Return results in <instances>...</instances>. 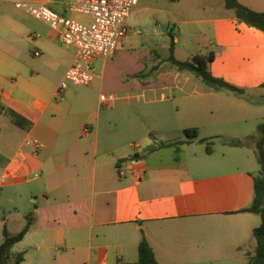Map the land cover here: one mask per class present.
Returning <instances> with one entry per match:
<instances>
[{
    "label": "crops",
    "instance_id": "1",
    "mask_svg": "<svg viewBox=\"0 0 264 264\" xmlns=\"http://www.w3.org/2000/svg\"><path fill=\"white\" fill-rule=\"evenodd\" d=\"M14 1L0 0V122L6 117L16 130L15 141L0 145V189H7L11 204L23 203L18 194L25 187L33 185L34 191L29 206L15 208L0 227L16 234L25 216L33 214V226L12 248L24 254L21 264H136L142 238L159 264H245L255 247L252 231L260 224L258 215L243 212L252 201L254 173L223 170L192 149L210 137H223L228 152L249 141L255 146L258 135L248 134L244 126L236 133L229 131L237 119L246 125L247 108L255 105L231 99L230 92H210L203 85L206 101H151L152 106H168L152 110L148 119L153 123L168 110L175 114L167 118L188 119L167 128L172 133L189 130L186 139L157 142L162 134L154 126L128 143L123 125L116 124L123 116L111 115L100 99L89 101L94 88L130 98L144 92L181 91L194 77L163 62L169 54L162 58L145 52L151 65H143L125 36L113 58L95 59L100 69L94 67L91 85L67 89L59 98V84L76 49L61 45L58 33L45 23L21 15ZM27 1L43 2L54 12L75 18L64 0ZM237 1L264 14V0ZM181 2L182 7H176ZM189 9L201 13L192 18ZM143 10L152 12L161 31L168 30L177 60L212 54L207 65L212 76L244 93L262 90L264 97V33L246 25L237 30L238 20L224 7V0H147ZM204 25L208 31L201 29ZM193 37L210 40L207 53L191 47ZM188 46L192 58L180 57V48ZM163 51L169 53V46ZM10 111L28 121L29 128L16 127ZM86 127L88 133L83 132ZM28 141L41 147L35 152ZM233 141L241 145L231 146ZM159 143L182 144L176 146L178 152L175 147L148 152ZM206 154L210 158L212 149Z\"/></svg>",
    "mask_w": 264,
    "mask_h": 264
},
{
    "label": "rangeland",
    "instance_id": "2",
    "mask_svg": "<svg viewBox=\"0 0 264 264\" xmlns=\"http://www.w3.org/2000/svg\"><path fill=\"white\" fill-rule=\"evenodd\" d=\"M27 1V0H22ZM195 3L199 2V0H194ZM147 0H140V3L137 7H134L130 10L129 16L126 20V26L128 29V33L126 36H128V44L129 48L133 52L134 55L140 56L142 59L141 63L144 65L145 63H150L151 60L145 61V52H154V54H157L159 57L167 56L169 53L167 51H163L164 46L170 45L171 38L168 34V30L161 31V27L159 25H156V23L152 20V12L151 11H145L143 8L146 6ZM182 2L180 6L176 7H182ZM16 11V10H15ZM20 14L28 17V19H31V17L28 14H25L23 11L19 10ZM188 13H190L192 18H196L201 12L199 10H193L189 9ZM25 14V15H24ZM87 18V19H85ZM33 19V18H32ZM87 16L75 14L74 20L83 23L88 24L90 19ZM87 22H83L86 21ZM234 27L237 30H244L246 29L245 24L237 21L234 24ZM201 29L203 31H208V27L206 25L202 26ZM157 31L159 34H157ZM193 43L191 44V47L194 50H200L204 54L208 52V45L210 40L204 39L203 37H193L192 38ZM180 57L191 59V49L190 47H181L180 48ZM93 67H95L96 70L100 69V62L95 61L93 63ZM83 86H74L72 84H68L69 91L72 90H81ZM262 90H253L250 91V93H244L241 96H237L235 94H230L231 99H236L238 101H245L246 103L254 104V108H247V111H250L246 113L245 119H247V124L245 125L242 120L237 119V122L235 125H231L229 127V131H238L241 127H245L246 132L248 134H254L258 135V126L262 122V116L264 115V97H261ZM207 91L195 78H191V81L181 88L180 90H169V91H158L156 93L152 92H144L140 95L136 94L133 95L130 98H125L124 96L120 95H114L107 92L99 91L98 88H94L93 92L90 94L89 101H98L100 99V96H105L107 98L112 97L114 100L111 105L104 108H109V113L111 115L121 117L123 116V121L120 123H116L119 128L121 125H123L124 128L121 127L124 133V138L126 142H134V139L136 136L140 138L145 132L150 130V128L156 126L161 130V136H157V142L160 141H176V140H183L186 139L184 134L180 131L178 133H172L167 128L170 126V124L174 123L175 125H178V123L184 124L188 121L186 118H167L166 115H174L175 113L172 112V110H168L167 112H162V120L153 123L151 120L148 119L149 116H152V110L156 109L157 107H167L163 105H153L151 101H206ZM129 102V105L126 103ZM168 105V104H166ZM170 108V106H169ZM172 109V107H171ZM107 112L106 110H104ZM134 119V120H133ZM156 124V125H154ZM9 120L4 117L3 120L0 122V145H8L11 143V140L15 141L16 138H14V133H12L15 128H11ZM233 126L236 127L235 130L233 129ZM16 131V130H15ZM232 133V134H234ZM201 134H207L203 131H201ZM202 138V137H201ZM232 139H236L239 137H231ZM153 140V139H152ZM241 140V139H239ZM223 137H210V139H206L203 143L198 141L199 143L196 144L197 146L192 149L193 154L197 155L198 152L201 151V155L205 157L206 161L213 162V163H219L220 168L223 170L228 171H234V170H247L254 175L258 173L259 165L255 154V146H252V141H249L248 145L244 148L238 149V150H229L223 146ZM127 143V144H128ZM211 148L213 151V155L208 158L206 154V148ZM193 160V159H192ZM195 161V160H193ZM33 185H29L25 187V190L23 192H20L18 195V198L22 196L23 203L17 202L14 204H11L8 202L9 194L7 193V189H0V223L5 222V220H8L10 218L9 215L14 214L15 208H18L21 210L23 207L29 206L28 200L31 195V192H33ZM12 220V219H10ZM11 230H14L15 227H11ZM3 242V237L1 233V227H0V244Z\"/></svg>",
    "mask_w": 264,
    "mask_h": 264
},
{
    "label": "built area",
    "instance_id": "3",
    "mask_svg": "<svg viewBox=\"0 0 264 264\" xmlns=\"http://www.w3.org/2000/svg\"><path fill=\"white\" fill-rule=\"evenodd\" d=\"M67 10L74 14L89 17L88 24L62 16L39 1H14V7L27 13L33 19L45 23L58 33L64 47H75V58L64 74L58 87V97L62 98L68 84L89 86L94 82L95 59H110L116 54L119 42L128 33L126 20L130 10L138 5L139 0H64ZM35 53V56H38ZM112 97L100 96V102L106 106L113 102ZM88 133L89 129H83ZM27 145L38 151L41 147L35 141ZM120 172V175H123Z\"/></svg>",
    "mask_w": 264,
    "mask_h": 264
},
{
    "label": "trees",
    "instance_id": "4",
    "mask_svg": "<svg viewBox=\"0 0 264 264\" xmlns=\"http://www.w3.org/2000/svg\"><path fill=\"white\" fill-rule=\"evenodd\" d=\"M224 7L233 11L236 19L250 28H255L264 33V14L252 11L251 9L241 5L237 0H224ZM173 41L169 45V55L163 61L171 68L180 73H188L199 80L204 87L210 92H230L237 96L244 94V91L236 88L222 79L215 78L208 70L207 65L213 61V55L206 57L194 56L191 61H179L173 55ZM155 70V68H153ZM264 88V84L262 85ZM12 123L23 130L29 128L30 123L19 115L9 112ZM196 134V130L191 129ZM184 134L189 135V130H185ZM191 138V137H190ZM192 138H196L194 135ZM191 138V139H192ZM204 142V141H202ZM182 143H159L148 149L153 152L158 149L176 147ZM231 146H240L241 142H230ZM206 149H209L208 147ZM255 154L259 165L256 175H252L253 179V197L251 204L243 212L253 213L260 217V224L252 231L255 241V247L252 253L246 255L245 264H264V118L258 126V138L255 145ZM34 223L33 214L25 216V224L23 228L16 234H10L5 226L2 227L1 233L3 242L0 244V264H21L24 261V254L12 251V248L22 241L24 236L29 232ZM138 259L136 264H159L154 253L145 238H142L138 245Z\"/></svg>",
    "mask_w": 264,
    "mask_h": 264
}]
</instances>
